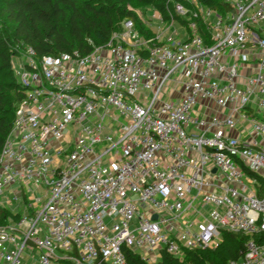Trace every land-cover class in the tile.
I'll return each instance as SVG.
<instances>
[{
    "label": "built area",
    "instance_id": "2783aa9c",
    "mask_svg": "<svg viewBox=\"0 0 264 264\" xmlns=\"http://www.w3.org/2000/svg\"><path fill=\"white\" fill-rule=\"evenodd\" d=\"M183 1L86 55L22 46L0 264H158L226 231L247 236L227 264H264V0Z\"/></svg>",
    "mask_w": 264,
    "mask_h": 264
},
{
    "label": "trees",
    "instance_id": "16d2710c",
    "mask_svg": "<svg viewBox=\"0 0 264 264\" xmlns=\"http://www.w3.org/2000/svg\"><path fill=\"white\" fill-rule=\"evenodd\" d=\"M184 6L188 2L176 0ZM217 14L231 9L223 0H197ZM167 0H0V152L15 119V109L24 93L14 76L12 57L22 46H31L37 58L59 53L89 54L105 45L121 22L131 19L140 32L150 36L138 10L156 9L166 18ZM170 7V5L168 4ZM171 8V7H170ZM180 21V20H179ZM183 23V21H180ZM203 34V32H200ZM1 216L0 223L4 221ZM222 243L210 250L185 251L175 258L165 252L158 264H227L245 252L247 236L223 232ZM260 240H264L261 237ZM128 264L144 263L138 254L123 248Z\"/></svg>",
    "mask_w": 264,
    "mask_h": 264
},
{
    "label": "rangeland",
    "instance_id": "374dc122",
    "mask_svg": "<svg viewBox=\"0 0 264 264\" xmlns=\"http://www.w3.org/2000/svg\"><path fill=\"white\" fill-rule=\"evenodd\" d=\"M154 11H155L154 9H148L147 15L143 11H140V10H138L137 12L139 13L140 18L146 21L147 18H150L151 14ZM146 16H147V18H146ZM143 20H141V21H143ZM152 24H153V27H155V25H157L154 22ZM174 27H175V29L178 30V32H183V25L181 23H179L178 21H175L174 22ZM180 34H183V33H180ZM181 38H184V36H182ZM11 61H12V64H13V68L14 69L15 68H18V66H19V64L21 62V60H19V58L17 56H13L12 59H11ZM24 257H25L26 261L29 260V257H27V256H24Z\"/></svg>",
    "mask_w": 264,
    "mask_h": 264
},
{
    "label": "water",
    "instance_id": "95a60500",
    "mask_svg": "<svg viewBox=\"0 0 264 264\" xmlns=\"http://www.w3.org/2000/svg\"><path fill=\"white\" fill-rule=\"evenodd\" d=\"M152 219L155 220V219H156V215H154V216L152 217Z\"/></svg>",
    "mask_w": 264,
    "mask_h": 264
},
{
    "label": "crops",
    "instance_id": "0c3cea01",
    "mask_svg": "<svg viewBox=\"0 0 264 264\" xmlns=\"http://www.w3.org/2000/svg\"><path fill=\"white\" fill-rule=\"evenodd\" d=\"M179 34H180V33H179ZM181 35H182V36H185L184 33H183V34H180V36H181ZM182 36H181V37H182Z\"/></svg>",
    "mask_w": 264,
    "mask_h": 264
}]
</instances>
